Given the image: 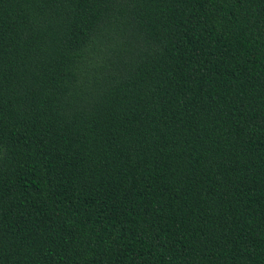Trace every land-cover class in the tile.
Returning a JSON list of instances; mask_svg holds the SVG:
<instances>
[{
	"label": "trees",
	"instance_id": "1",
	"mask_svg": "<svg viewBox=\"0 0 264 264\" xmlns=\"http://www.w3.org/2000/svg\"><path fill=\"white\" fill-rule=\"evenodd\" d=\"M0 264H264V0H0Z\"/></svg>",
	"mask_w": 264,
	"mask_h": 264
}]
</instances>
